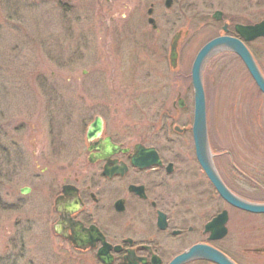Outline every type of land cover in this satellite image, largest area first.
<instances>
[{"label": "rangeland", "instance_id": "374dc122", "mask_svg": "<svg viewBox=\"0 0 264 264\" xmlns=\"http://www.w3.org/2000/svg\"><path fill=\"white\" fill-rule=\"evenodd\" d=\"M239 1L250 0H174L170 8L165 0H0V264H98L52 231L53 191L86 163L95 117L108 134L125 133L131 143L158 139L196 166L191 65L221 30L212 13L236 23ZM150 6L156 29L147 22ZM203 16L210 24L195 31ZM253 50L264 65V40ZM202 82L216 169L236 195L264 203V96L229 52L207 63ZM216 201L211 215L224 208ZM233 216L222 247L235 258L240 245L263 247L264 216L244 215L238 225ZM254 264H264V254Z\"/></svg>", "mask_w": 264, "mask_h": 264}, {"label": "flooded vegetation", "instance_id": "af4514ba", "mask_svg": "<svg viewBox=\"0 0 264 264\" xmlns=\"http://www.w3.org/2000/svg\"><path fill=\"white\" fill-rule=\"evenodd\" d=\"M246 2L239 1L238 20L233 24L225 19L222 11L216 10L212 13L211 21L220 24L221 30L204 45L218 37L239 40L249 51L264 77V65L253 50V43L264 38L247 41L236 31L237 25L255 26L264 22V15L260 19V15L264 13V2ZM150 8L153 9V6ZM203 19L204 22L199 21V27L195 31L201 27L205 29L210 24L209 18L203 16ZM175 37L179 42L181 33L178 32ZM225 52L240 61L251 77L237 54L230 51H222L219 54ZM217 55L211 57L208 62ZM168 57L169 65L175 68L178 57L174 66L170 59V50ZM51 130L54 138L59 139V134H56L58 127L52 125ZM185 131L181 130L180 134ZM189 132L191 134L190 130ZM85 142L86 163L73 180L59 178L61 183L53 191V234L73 250L93 253V259L98 264H104L99 258L100 253L107 261L111 259V264H170L195 246L210 247L233 264H254V261L264 254V246L248 248L240 245L241 256L236 254V257L241 259L239 260L222 247L233 215L237 216L235 223L238 225L243 221L244 215L246 217L264 214L247 213L225 202L200 166L196 164L197 170L193 165L187 164L191 161L190 158L174 153L176 151L173 149L163 150V145L159 144L158 139L155 143L143 140L131 143L125 133L108 134L105 132V123L101 135L89 142L85 139ZM107 145H111V155L102 159L101 156L108 154L104 153ZM167 150L171 151L167 153ZM193 155L192 159L197 163L194 149ZM228 155L230 157V154ZM219 176L225 183L220 173ZM210 190L224 206L212 215V208L217 204V199L211 196ZM223 212H226L227 216V233L221 239L211 240L212 234L207 226ZM217 227L219 228V225L211 228ZM258 239V236H254L249 242L254 244ZM73 240H77L84 249H76ZM183 264L216 263L195 258Z\"/></svg>", "mask_w": 264, "mask_h": 264}, {"label": "water", "instance_id": "95a60500", "mask_svg": "<svg viewBox=\"0 0 264 264\" xmlns=\"http://www.w3.org/2000/svg\"><path fill=\"white\" fill-rule=\"evenodd\" d=\"M171 1L167 0L166 6H170ZM149 14L152 13L150 10ZM150 23L153 20H149ZM238 32L241 36L247 40L251 41L258 37H264V22L255 27H245V28H237ZM217 50H230L236 53L246 65L251 77L255 81L259 90L264 94V78L261 75L253 57L246 49V47L237 39H233L230 37H218L207 44H205L197 56L194 59L191 68V84L193 88V101H194V112H193V123H192V138L194 143L195 155L197 162L203 172L206 174L207 178L213 185L216 192L219 196L224 199L228 204L238 209H241L250 213H264V205L254 204L247 201H244L238 197H236L231 191L225 186V184L221 181L214 165L212 162V156L209 148L208 141V131H207V115H206V99H205V90L202 82V71L206 61L217 51ZM177 58V38L173 39L171 45V53L170 59L173 63ZM179 106L183 108L184 102L183 100H179ZM103 129V121L100 117H96L94 122L89 126L87 130V140L91 141L97 138ZM111 145H107L105 148V152L107 155L101 156L102 159L111 155L109 151ZM25 193V192H22ZM227 221L226 213L219 215L213 223L208 225L207 229L211 226L214 227L219 225V228H214L212 233L214 236L211 239L216 240L225 236L226 229L224 228V224ZM210 231V230H209ZM221 232L220 234H217ZM78 247L83 248L82 245L77 244ZM205 259L211 261L216 264H233L229 259L215 251L214 249L207 246H195L187 253H184L177 258H175L170 264H183L184 262L189 261L190 259ZM108 264V263H107Z\"/></svg>", "mask_w": 264, "mask_h": 264}, {"label": "bare ground", "instance_id": "6f19581e", "mask_svg": "<svg viewBox=\"0 0 264 264\" xmlns=\"http://www.w3.org/2000/svg\"><path fill=\"white\" fill-rule=\"evenodd\" d=\"M217 54H219V50H218L217 52H215V54H214V55H217Z\"/></svg>", "mask_w": 264, "mask_h": 264}]
</instances>
